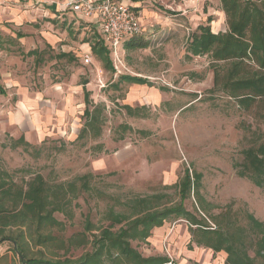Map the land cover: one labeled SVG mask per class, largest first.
I'll use <instances>...</instances> for the list:
<instances>
[{
    "label": "rangeland",
    "instance_id": "374dc122",
    "mask_svg": "<svg viewBox=\"0 0 264 264\" xmlns=\"http://www.w3.org/2000/svg\"><path fill=\"white\" fill-rule=\"evenodd\" d=\"M128 2L139 6L145 30L110 49L115 71L92 51L100 34L63 9L62 0L35 3L42 10L37 53L28 55L14 40L0 55V83L7 89L0 95V169L21 185L41 174L54 193L60 184L79 187L80 178L89 177L92 189L76 191L67 210L55 213L65 228L53 232L65 239L83 231L86 219L99 233L110 223L109 209H121L119 199L166 193L179 200L173 186L186 168L203 174L200 193L211 213L230 205L240 224L248 225L246 212L264 223V187L235 168L256 140L249 129L264 131V126L235 99L214 90L210 55L188 51L199 25H210L215 33L227 30L219 0ZM132 40L137 46L127 48ZM145 42L148 46L140 47ZM194 206L199 207L193 192L186 207ZM189 226L185 219L170 220L132 245L145 257L165 256L177 264H225V252L190 245ZM21 230L13 227L11 233ZM30 246V257L66 255L60 244ZM13 247L9 241L0 245V264H21ZM87 250L90 245L67 256Z\"/></svg>",
    "mask_w": 264,
    "mask_h": 264
},
{
    "label": "trees",
    "instance_id": "16d2710c",
    "mask_svg": "<svg viewBox=\"0 0 264 264\" xmlns=\"http://www.w3.org/2000/svg\"><path fill=\"white\" fill-rule=\"evenodd\" d=\"M219 2L226 16L227 30L215 33L210 25H199L190 36L188 51L192 55H210L215 66L214 90L235 99L239 108L253 112L254 118L264 126V0ZM139 45L146 47L148 42ZM136 46L133 40L126 44L127 48ZM91 47L106 68L115 71L104 39L96 38ZM36 53L32 50L27 54ZM121 80L149 83L145 78L133 76H121ZM6 94V87L0 83V95ZM249 130L256 140L243 150V161L235 164V168L239 176L264 187V131L261 126ZM202 177V173L192 174L186 168L183 177L173 186L179 200L171 201L166 193L135 195L125 201L119 199L117 204L121 209H109L106 219L110 223L100 227L99 233H93L94 226L86 219L83 231L65 239L53 232L55 228H65L55 213L67 210L72 199L78 197L76 191L92 189L89 177L82 176L79 187L70 183L68 189L60 184L54 193L41 174L21 185L9 172L0 169V245L6 241L12 243V250L21 264H177L165 256L145 257L132 242L148 240L155 228L170 220L185 219L190 225L191 246L196 244L214 253L225 252V264H264V223L246 212L248 225L240 224L230 205L222 207L218 214L211 213L200 193ZM193 192L199 207L194 206L191 211L186 201ZM209 221H213L216 228ZM13 227L22 230L13 234ZM30 242L43 247L60 244L66 255L30 257ZM88 245L91 250L80 256H67Z\"/></svg>",
    "mask_w": 264,
    "mask_h": 264
},
{
    "label": "built area",
    "instance_id": "2783aa9c",
    "mask_svg": "<svg viewBox=\"0 0 264 264\" xmlns=\"http://www.w3.org/2000/svg\"><path fill=\"white\" fill-rule=\"evenodd\" d=\"M66 7L80 18L95 22L111 50H118L126 40L144 34L139 14L122 0H67ZM84 60L89 63L90 55H85Z\"/></svg>",
    "mask_w": 264,
    "mask_h": 264
},
{
    "label": "crops",
    "instance_id": "0c3cea01",
    "mask_svg": "<svg viewBox=\"0 0 264 264\" xmlns=\"http://www.w3.org/2000/svg\"><path fill=\"white\" fill-rule=\"evenodd\" d=\"M37 1L39 0H0V55L8 51V43L14 40H17L27 53L36 48V41L37 43L41 42V23L38 19L42 15V10L35 6ZM66 1L67 0H62L63 9L65 10L67 9L65 5ZM122 1L130 4L143 21L139 6L132 2H128V0ZM70 12L75 18L77 17L79 20L93 27L103 38L95 22L82 19L71 10ZM103 39L107 45L105 38ZM22 94L24 95V92Z\"/></svg>",
    "mask_w": 264,
    "mask_h": 264
},
{
    "label": "water",
    "instance_id": "95a60500",
    "mask_svg": "<svg viewBox=\"0 0 264 264\" xmlns=\"http://www.w3.org/2000/svg\"><path fill=\"white\" fill-rule=\"evenodd\" d=\"M17 248V247H16Z\"/></svg>",
    "mask_w": 264,
    "mask_h": 264
}]
</instances>
